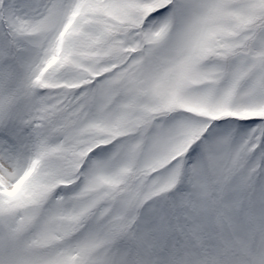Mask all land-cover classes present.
<instances>
[{
	"label": "snow or ice",
	"instance_id": "obj_1",
	"mask_svg": "<svg viewBox=\"0 0 264 264\" xmlns=\"http://www.w3.org/2000/svg\"><path fill=\"white\" fill-rule=\"evenodd\" d=\"M0 264H264V0H0Z\"/></svg>",
	"mask_w": 264,
	"mask_h": 264
}]
</instances>
